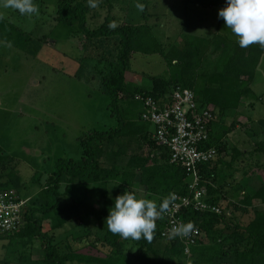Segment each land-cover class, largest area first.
Returning a JSON list of instances; mask_svg holds the SVG:
<instances>
[{
	"label": "trees",
	"instance_id": "1",
	"mask_svg": "<svg viewBox=\"0 0 264 264\" xmlns=\"http://www.w3.org/2000/svg\"><path fill=\"white\" fill-rule=\"evenodd\" d=\"M39 1L43 2L33 0ZM52 1L56 23L77 25L71 33L79 34L78 69L89 68L98 77L99 91L107 97L106 108L115 125L90 130L78 137L79 158L55 160L43 186L34 198L28 199L21 228L0 235L7 239L0 264H264V212L255 208L256 204L264 206V174L257 178L253 169L240 170L239 177L234 178L233 171L224 173L247 153L224 143V135L230 129L223 126L226 118L236 115L241 100L250 95L247 86L254 78L264 47L252 44L241 48L237 41L214 35L218 38L217 45L211 48L210 41L190 36L165 49L153 36V26L142 22L113 25L107 14L103 22L91 28L87 26L86 0ZM213 1L182 3L184 7L193 4L206 8L214 5ZM135 54L159 55L165 62L168 77L147 75V89L128 90L124 84L125 72L129 58ZM96 76L91 75L89 79L95 80ZM178 87L190 89L198 108L207 110L213 117L208 123L209 139L202 147L216 149V156L199 166L198 174L207 194L204 201L217 207L218 213L187 208L179 215L182 223L191 221L199 234L188 257L179 239L172 237L166 241L161 236L165 230L164 212L156 220V230L150 240L121 238L104 223L115 197L124 191L133 192L138 198L141 191L159 193L157 205L167 201L172 193L189 195L184 170L178 163L169 161L165 146L156 145L150 139L149 124L140 117L143 106L134 99L135 94L141 93L155 100L163 99ZM221 150L225 156L219 158ZM260 151L263 157L258 159L264 166V146ZM0 158V167L12 160L2 154ZM11 174L9 182H0V191L13 190L25 198L17 178ZM40 177L41 173L37 172L33 182L39 184ZM62 184L64 192L60 191ZM49 215L55 220L51 233L62 229L71 239L72 244L64 245V252L53 234L43 231L41 217L50 218ZM243 217L247 222L241 223ZM34 240L41 248L38 261H31L29 257ZM86 242L99 250L106 248L107 254L92 258L80 253L79 245Z\"/></svg>",
	"mask_w": 264,
	"mask_h": 264
},
{
	"label": "rangeland",
	"instance_id": "2",
	"mask_svg": "<svg viewBox=\"0 0 264 264\" xmlns=\"http://www.w3.org/2000/svg\"><path fill=\"white\" fill-rule=\"evenodd\" d=\"M184 1L86 0L87 26L96 27L107 14L113 25L142 22L153 26V36L165 49L190 36H201L210 41V48L217 45L218 38L214 35L236 42L223 19L217 16L225 0H214L215 4L206 8L193 4L184 7ZM136 3L144 5L143 11L136 8ZM35 4L36 13L21 14L8 4V0H0V156L12 158L0 167V182L8 181L12 173L27 201L43 186L56 159L79 158L78 137L90 130H104L115 125L106 108L107 97L99 91L98 77L89 72V68L78 69L79 34L71 33L77 25L56 23L52 0ZM259 61L254 78L247 86L251 96L243 98L236 115L223 122V126L230 129L224 135V143L247 153L224 171H233L234 178L239 177L240 170L253 169L257 178L264 174L262 163L255 167L261 162L258 158L263 157L260 148L264 146V123H261L264 120V54ZM127 65L124 84L128 90L133 87L147 89V75L168 77L165 62L156 54H135ZM91 75L96 76L95 80L89 79ZM224 156L225 151L221 150L219 158ZM37 172L41 173L39 184L33 182ZM63 187L62 184L60 191L64 192ZM139 197L152 199L156 204L160 199L159 193L154 192L141 191ZM255 208L264 212L262 204H256ZM49 217H41L43 231L47 233H51V226L55 224L52 216ZM245 218L239 219L241 223L247 222ZM90 220L93 221V216ZM76 226L80 230L78 223ZM51 234L62 252L65 244H72L62 229ZM0 239L1 261L7 239ZM160 243L164 244L163 241ZM79 248L80 253L92 258H103L107 254L106 248L99 250L96 246H88L87 242ZM29 255L31 261L41 259L37 240H34Z\"/></svg>",
	"mask_w": 264,
	"mask_h": 264
},
{
	"label": "built area",
	"instance_id": "3",
	"mask_svg": "<svg viewBox=\"0 0 264 264\" xmlns=\"http://www.w3.org/2000/svg\"><path fill=\"white\" fill-rule=\"evenodd\" d=\"M134 99L142 104L141 120L149 124V137L156 145L167 148L169 161L178 163L188 178L189 195L180 196L172 193L168 207L163 213L165 230L162 237L169 241L172 237L179 239L183 245V253L188 256L189 249L199 237L197 229L187 236H172L169 229L182 223L180 212L192 208L197 211L218 213V208L208 205L207 196L198 168L210 162L216 156L213 147L203 148L204 141L209 139L208 123L213 117L207 110L198 108L194 93L187 88H175L163 99L155 100L144 93L135 94ZM27 200L19 197L13 190L0 191V235L18 231L23 220V209Z\"/></svg>",
	"mask_w": 264,
	"mask_h": 264
},
{
	"label": "clouds",
	"instance_id": "4",
	"mask_svg": "<svg viewBox=\"0 0 264 264\" xmlns=\"http://www.w3.org/2000/svg\"><path fill=\"white\" fill-rule=\"evenodd\" d=\"M8 4L21 14L38 11L33 0H8ZM135 6L143 11L142 3ZM217 16L223 19L225 27L231 30L241 48L252 44L264 47V0H225ZM167 207V201L157 205L152 199L138 198L133 192L124 191L115 197L104 223L110 232L121 238L139 240L143 237L150 240L156 230V220ZM193 230L191 221L169 229L172 236H187Z\"/></svg>",
	"mask_w": 264,
	"mask_h": 264
},
{
	"label": "crops",
	"instance_id": "5",
	"mask_svg": "<svg viewBox=\"0 0 264 264\" xmlns=\"http://www.w3.org/2000/svg\"><path fill=\"white\" fill-rule=\"evenodd\" d=\"M260 163H262V162H260ZM264 172V171H263ZM258 205V204H257ZM188 257V256H187Z\"/></svg>",
	"mask_w": 264,
	"mask_h": 264
}]
</instances>
